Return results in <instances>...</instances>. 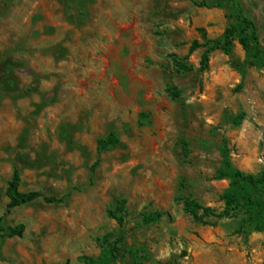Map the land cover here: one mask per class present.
Here are the masks:
<instances>
[{
    "label": "rangeland",
    "instance_id": "1",
    "mask_svg": "<svg viewBox=\"0 0 264 264\" xmlns=\"http://www.w3.org/2000/svg\"><path fill=\"white\" fill-rule=\"evenodd\" d=\"M237 3L264 49V0ZM233 11L224 0H0V264H89L110 232L141 264H264L263 232L241 216L196 221L180 201L223 211V140L235 169L264 175V68L245 65L237 42L205 71L204 49L190 52L221 39ZM15 170L19 192L56 202L9 209ZM120 200L122 226L107 216ZM152 213L161 219L145 224Z\"/></svg>",
    "mask_w": 264,
    "mask_h": 264
},
{
    "label": "trees",
    "instance_id": "2",
    "mask_svg": "<svg viewBox=\"0 0 264 264\" xmlns=\"http://www.w3.org/2000/svg\"><path fill=\"white\" fill-rule=\"evenodd\" d=\"M231 2L234 6L232 19L234 22L229 25L221 39L206 40L203 44L194 41L190 45V52L198 49H204L200 60V70L205 71L208 68L209 55L214 51H222L225 54L231 53L234 43L244 52V64L251 68H264V49L260 45L256 26L244 13L237 0H224ZM200 6L209 7L206 3ZM179 71L187 72L191 69L182 63H177ZM242 83L238 86L240 89ZM173 96H176L173 94ZM117 139L110 135L106 144H116ZM186 145H184L185 147ZM220 167L216 171L214 180H227L228 187L219 197L224 204L221 213L216 214L212 209L202 207L190 199L180 200L185 213L189 214L196 221L202 218L215 217L233 218L241 216L242 220L255 232L264 233V175L257 177L252 174H245L232 166L230 161L229 150L226 141L220 147ZM19 176L15 170L9 183L6 197L8 199V208L14 209L31 204L42 199L47 204L55 203L56 200L42 196L38 192L21 193L18 191ZM124 200L117 202L115 209L108 211L109 219L115 221L119 226L123 225L127 216ZM161 219V214L152 213L144 214L143 221L145 224L157 223ZM23 227L19 226L10 232L11 237H20ZM4 232L0 220V234ZM124 236L116 237L114 233H107L100 239V256L97 260H88L89 264H141L139 259L143 251L127 249L125 247ZM185 254V253H183ZM184 256V255H183ZM152 264H161L152 262ZM166 264H180L177 260H171Z\"/></svg>",
    "mask_w": 264,
    "mask_h": 264
}]
</instances>
